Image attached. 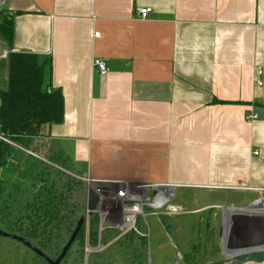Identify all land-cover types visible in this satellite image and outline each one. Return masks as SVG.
<instances>
[{
	"label": "crops",
	"instance_id": "obj_1",
	"mask_svg": "<svg viewBox=\"0 0 264 264\" xmlns=\"http://www.w3.org/2000/svg\"><path fill=\"white\" fill-rule=\"evenodd\" d=\"M2 1L10 50L50 56L63 95L38 145L78 177L168 187L219 217L264 193V116L247 120L264 109V0Z\"/></svg>",
	"mask_w": 264,
	"mask_h": 264
},
{
	"label": "rangeland",
	"instance_id": "obj_2",
	"mask_svg": "<svg viewBox=\"0 0 264 264\" xmlns=\"http://www.w3.org/2000/svg\"><path fill=\"white\" fill-rule=\"evenodd\" d=\"M11 15L4 2L0 0V21L2 16L9 17ZM3 42L5 43L4 49H9L7 43ZM5 60L6 57L0 58V86L4 84ZM7 138L10 139V137ZM18 145L20 144L18 143ZM18 145L16 143L11 146L17 149ZM28 149L44 159H48L52 154L50 149L48 151L40 145L31 146ZM56 158L54 161L58 165L55 166L60 170L57 171L61 172L62 176L60 177L59 173L56 175L63 183L68 176L63 171H70L72 175H75V178L68 176L69 181L67 182L71 183L72 190H64L61 202H59V192L57 195L58 230L61 236L60 250L69 237L66 232L70 226V219H77V223L81 215L85 217L79 237L74 241L70 252L61 264H210L217 257L216 231L219 215L213 211L206 210L204 214L195 213L194 210L181 203L178 190L173 189L174 198L171 205L179 208L177 213L163 210L160 213L147 215L145 218L140 216L136 231L123 230L111 224L104 205L98 204L91 213L87 211L86 207L88 190L92 189L97 193L104 184L112 185V183L91 182V184H87L73 172L62 156H56ZM37 159L41 161V158ZM20 165L23 166V164ZM41 170L42 168L36 167V164L33 163L28 174H33L34 179L37 180L36 175ZM0 174V177L6 179L5 183H2L4 189L0 198L1 214L9 216V221H13L12 219L15 217L18 219V224L7 223L0 227L5 230L19 231L27 225V221L21 220L25 205L36 206V203H33L35 198L33 192H30L29 189V180L32 181L33 177L19 176L18 171L8 172L6 176ZM56 186L58 190L59 184L57 183ZM28 219V223L33 224V227L38 225L35 219ZM24 222L26 225L23 224ZM71 232L69 233L71 234ZM0 264L42 263L31 254H26L24 248L17 242L0 236Z\"/></svg>",
	"mask_w": 264,
	"mask_h": 264
},
{
	"label": "trees",
	"instance_id": "obj_3",
	"mask_svg": "<svg viewBox=\"0 0 264 264\" xmlns=\"http://www.w3.org/2000/svg\"><path fill=\"white\" fill-rule=\"evenodd\" d=\"M13 31L12 15L9 17L2 16V20L0 21V38L7 43L9 51L4 61V84L0 86V133L10 137L12 141L19 143L21 146L27 147L30 139L38 136L39 128L42 124L60 123L63 120L64 101L61 91L53 89L51 86V57L35 53L11 51L10 49L13 47ZM30 120H34L37 123L28 126L24 132H20L19 127ZM14 152V147L0 140V173L4 174V176L11 171H18L19 176H23L27 172V169L33 167V164L29 166L25 160L22 163L23 166L20 165V167L10 164L11 159L14 158ZM46 174L47 172L44 170L39 172L36 175L37 180H35L33 186H35L38 180L51 179L53 181L49 187H44L40 192L44 196L46 194L49 195L48 205L50 206L53 202L52 194L56 191L55 188L53 190V185L59 184V202H61L64 190H72V185L67 182L69 181L68 178L63 183L57 175L50 178ZM59 175L60 177L62 176L61 172ZM1 178L0 198L4 189L2 187L4 181ZM1 212L2 210L0 209V216L9 218V216L3 215ZM12 220L7 221L10 224L18 222L16 217ZM81 231L82 228L77 238Z\"/></svg>",
	"mask_w": 264,
	"mask_h": 264
},
{
	"label": "flooded vegetation",
	"instance_id": "obj_4",
	"mask_svg": "<svg viewBox=\"0 0 264 264\" xmlns=\"http://www.w3.org/2000/svg\"><path fill=\"white\" fill-rule=\"evenodd\" d=\"M39 142L40 141L36 137H34L30 139L28 146H36L38 145ZM36 157L39 159L41 158L42 162L39 161ZM57 158L52 153L51 156H49L48 158L49 160H48L42 158L38 154H36L35 156L31 153L30 154L26 153L24 150L15 148L14 158L11 159L10 164L19 166L20 164H22L24 160L29 164V166L35 163L36 167L42 168V170L47 172L46 176H50V178H53L56 175V173L57 174L60 173L57 171L59 169H56L55 166L58 165V163L54 161V159ZM19 159H21L20 162ZM29 172L30 169H27L25 175L30 176L31 178L33 177L32 181L29 180L30 181L29 189L30 192H33V196L35 197L33 203L37 202L36 206L27 205V204L25 205L24 208L25 213L22 212L21 214L22 215L21 220L27 221L26 223L27 225L25 224V222L23 223L24 225H26L25 228L19 229V231L18 230L10 231L5 229L3 230L13 233L15 235H19L24 239H26L27 241H29L37 250L28 247L27 245H24L23 243H20L17 240L9 238L20 244L24 248L26 254L28 253L31 254L33 257H36L42 264H50L49 260L51 261L55 260L59 256L62 250V249L60 250L61 236L58 230V224H59L58 223L59 213H58V205H57L58 190L56 185L52 186L53 190L55 188L56 191L55 193L52 194L53 202L52 205L49 206L48 205L49 195L46 194L44 196L43 193L41 194L40 192L44 189V187L46 188L49 187L50 184L53 183V181L51 179L40 180V181L38 180L35 186H33V183L35 182L34 175L32 174L33 171L31 172L32 175H29L28 174ZM69 172L63 171V173H65L66 175L75 178V175L73 174L74 175L73 176L71 172L70 173ZM68 176L66 178H69ZM1 179L3 181H6V179L4 178ZM254 210L264 211V209H260V208H255ZM250 216L251 215L249 213L245 215L236 213L235 215H233L232 212L225 211L224 209L220 211V217L218 218L217 221V231H216L218 238V251H217L218 253H217V257L210 264H264V230L263 229H261L259 233L260 235L257 236V239L260 240V243L242 244L244 243V241L247 242L251 238V236L248 238L247 236L243 235V233L247 231L248 233L252 231L248 229L249 227L247 225L248 224L247 221ZM28 218H30L31 220L35 219L36 223L38 222V225L36 224L35 227H33V224L30 225L28 223L29 222ZM9 219L10 218L8 217L4 218L0 216V225L3 226L7 224ZM75 223L76 222L74 219L72 220L70 219L69 222L70 226L69 228H67V232H66V235H69V237L71 235L69 232L73 231L76 226ZM14 224L15 223H12V225ZM69 237L67 238V240L69 239ZM66 242L64 243V245L66 244ZM71 247L69 248L67 254L70 252ZM66 256L62 259V261L59 264H61L64 261Z\"/></svg>",
	"mask_w": 264,
	"mask_h": 264
},
{
	"label": "built area",
	"instance_id": "obj_5",
	"mask_svg": "<svg viewBox=\"0 0 264 264\" xmlns=\"http://www.w3.org/2000/svg\"><path fill=\"white\" fill-rule=\"evenodd\" d=\"M151 12L150 7H138L136 15L140 18H145ZM95 36L98 35L94 33ZM8 51H4L2 56L6 57ZM93 66L101 75H105L108 71L107 63L104 59L95 58ZM262 69H257V75L260 76ZM257 85H262V81L257 79ZM259 114L252 111L247 115V120L255 119ZM0 140L7 142L10 145H15L12 140L0 134ZM18 145V143H17ZM18 149L24 150L26 153L36 154L28 148L31 146L23 147L17 146ZM87 184H91V180L85 177H80ZM102 189L97 191L99 198L98 204L105 206V212L110 219L111 224L125 230H135L138 218L142 216L145 218L147 215L160 213L163 210H169L177 213L179 208L171 205L174 198L172 189L164 186L154 184H131L127 182L112 183V185L104 184ZM97 204V205H98ZM147 210V211H145ZM165 213V212H163Z\"/></svg>",
	"mask_w": 264,
	"mask_h": 264
},
{
	"label": "water",
	"instance_id": "obj_6",
	"mask_svg": "<svg viewBox=\"0 0 264 264\" xmlns=\"http://www.w3.org/2000/svg\"><path fill=\"white\" fill-rule=\"evenodd\" d=\"M254 111L257 112L261 117L264 116V109H262L261 107H256L254 109ZM36 123H37L36 121L30 120V121L24 123L23 125H21L19 127V131L24 132L28 126H30L32 124H36ZM98 201H99V198H98V195L95 193V191H93L92 189L88 190L86 207H87V211L89 213L93 212L96 209ZM255 208L264 209V193H262L258 199L249 203L243 209H236V213H238V214L245 215V214L249 213L251 215L248 218V221H247L248 224L247 225L249 227L248 229L252 230V231L249 233H248V231L243 233L244 236H247L248 238L251 236V238L247 242L244 241V243H242V244L260 243V240L257 239V236L260 235L259 233H260L261 229L264 230V220H263L264 219V211L254 210ZM84 221H85V217L83 215H81L79 217V219L76 223V226H75L74 230L72 231L69 239L67 240L66 244L63 246L59 256L53 261L49 260L50 264H59L62 261V259L66 256L69 248L71 247L73 242L76 240L81 228L83 227ZM0 236L17 240L18 242L23 243L24 245H27L28 247H31V248L37 250L29 241H27L26 239H24L23 237H21L19 235H15L13 233H10V232H7L3 229H0ZM247 237H245V238H247Z\"/></svg>",
	"mask_w": 264,
	"mask_h": 264
}]
</instances>
